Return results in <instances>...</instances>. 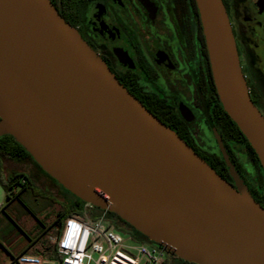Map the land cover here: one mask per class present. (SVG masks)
Here are the masks:
<instances>
[{
    "label": "water",
    "instance_id": "water-1",
    "mask_svg": "<svg viewBox=\"0 0 264 264\" xmlns=\"http://www.w3.org/2000/svg\"><path fill=\"white\" fill-rule=\"evenodd\" d=\"M225 113L264 171V117L250 98L222 0H196ZM48 175L194 264H264V207L120 83L51 0H0V137Z\"/></svg>",
    "mask_w": 264,
    "mask_h": 264
},
{
    "label": "flooded vegetation",
    "instance_id": "flooded-vegetation-1",
    "mask_svg": "<svg viewBox=\"0 0 264 264\" xmlns=\"http://www.w3.org/2000/svg\"><path fill=\"white\" fill-rule=\"evenodd\" d=\"M51 1L129 93L237 188L217 134L264 207V171L220 101L196 0ZM222 2L250 98L264 117V0Z\"/></svg>",
    "mask_w": 264,
    "mask_h": 264
},
{
    "label": "built area",
    "instance_id": "built-area-1",
    "mask_svg": "<svg viewBox=\"0 0 264 264\" xmlns=\"http://www.w3.org/2000/svg\"><path fill=\"white\" fill-rule=\"evenodd\" d=\"M24 179L21 183H24ZM94 212L91 217L88 212ZM109 211L85 203L81 215L68 217L52 238L56 257L21 253L17 264H165L169 252L162 245L137 241L110 223Z\"/></svg>",
    "mask_w": 264,
    "mask_h": 264
},
{
    "label": "rangeland",
    "instance_id": "rangeland-1",
    "mask_svg": "<svg viewBox=\"0 0 264 264\" xmlns=\"http://www.w3.org/2000/svg\"><path fill=\"white\" fill-rule=\"evenodd\" d=\"M85 17L86 14L81 19L85 20ZM2 168L5 177L21 173L26 174L31 178L32 185L24 191L18 188V194L14 192L11 193L10 200L6 198L4 211L3 209L0 211V226L3 227V238L0 236V239L6 237L13 243L16 241V237L9 233L17 231L19 237L22 235V239L27 238L36 245L33 253H43L50 256L52 248L55 246L51 239L57 236L60 229L58 225H54L58 212L63 209L64 205L74 204L77 198L51 179L31 161L30 157L21 155V157L16 158H3ZM260 184L263 194L259 196V201L264 205V179L260 180ZM244 186L250 193L249 188ZM249 186L253 189L251 183ZM11 200L12 203H9ZM93 213L92 211L88 212L91 217H93ZM110 223L114 225L111 220ZM121 226L124 225L121 224ZM42 243L46 246H40ZM169 258L167 264H181L179 261L181 258L175 255L174 257L170 255ZM10 259H12L11 255L0 247V264H4Z\"/></svg>",
    "mask_w": 264,
    "mask_h": 264
},
{
    "label": "trees",
    "instance_id": "trees-1",
    "mask_svg": "<svg viewBox=\"0 0 264 264\" xmlns=\"http://www.w3.org/2000/svg\"><path fill=\"white\" fill-rule=\"evenodd\" d=\"M65 19L67 20L68 23H70L67 18H65ZM234 125L236 126L238 133H240V135L246 141L249 149L255 154L254 150L252 149V146L246 140V138L242 135V133L240 132V129L238 128V126L235 123H234ZM21 155L30 157L31 161H33V158L31 157V154L28 153L20 144H18L16 142L15 138L12 135L7 134V135H4V136L0 137V183L7 190L8 198H11V193H14V187L20 186L21 187V191H24V190L30 188V186H31V182H30L29 177L26 174H24V173L15 174V175H12V176H9V177H5L4 176L5 174H4V170L2 168V162H1L3 160V158H12V157L16 158V157H21ZM34 163L40 169H42L36 162H34ZM208 165L210 167H212L216 171V166L215 165L210 164V163H208ZM42 171H44V170L42 169ZM46 174L48 175V173H46ZM22 179L25 180L24 183H21ZM55 182H57V181H55ZM16 194H18V193H16ZM16 194H14V196H16ZM84 206H85V202L82 201L79 198H77V201L74 204H68L66 206L64 205L63 209L60 212H58L57 219L55 220L54 225L55 226L58 225L61 228L63 222L68 217L81 215L82 212H83ZM96 209L99 212L101 211V209H99V207H96ZM3 211H4V209H3ZM107 215H108L109 219L111 221H113V223H114L113 227H115L118 232L131 234L133 236V238L135 240H137V241L144 242V243H149L150 245H157L156 243L150 242V240L145 235H143L140 232H138L135 228H133L132 225H130L129 223H127V222L121 220L119 217H117L115 213L109 212V213H107ZM121 224L124 225V226H121ZM169 254L174 257L173 254H171V253H169ZM56 256H57V253H56V248L54 246L52 248V251H51V257H56ZM179 261L181 262V264H194V263H188V262H186L185 260H182V259H179ZM165 264H167V263H165Z\"/></svg>",
    "mask_w": 264,
    "mask_h": 264
},
{
    "label": "crops",
    "instance_id": "crops-1",
    "mask_svg": "<svg viewBox=\"0 0 264 264\" xmlns=\"http://www.w3.org/2000/svg\"><path fill=\"white\" fill-rule=\"evenodd\" d=\"M2 162V161H1ZM29 177V176H28ZM31 185H32V181L31 178L29 177ZM18 188L20 189V186L14 187V192L17 193L18 192ZM7 190L5 189V187L0 183V211L5 207L6 205V198H8L7 195ZM10 200V198H8ZM12 203V200L9 202ZM2 226H0V236H2L3 238V234H2ZM62 228V227H61ZM60 228V229H61ZM60 229L58 230L57 235L60 232ZM12 234L11 236L16 237V241L15 242H10V240L6 237H4L5 239H0V247H2L5 251H7L8 254L11 255V258L9 261L5 262L4 264H17V256L21 253H29V254H41L46 256L43 253H33L32 251H34L36 249V245L34 243H31L29 239L27 238H21L22 235L19 237L17 234V231H15L14 233H9ZM22 239V240H21ZM40 246H46L44 243L40 244ZM47 258H52L51 254L50 256L47 255Z\"/></svg>",
    "mask_w": 264,
    "mask_h": 264
}]
</instances>
